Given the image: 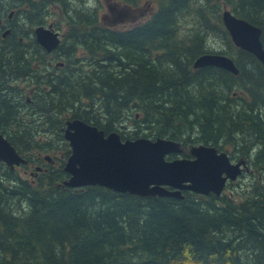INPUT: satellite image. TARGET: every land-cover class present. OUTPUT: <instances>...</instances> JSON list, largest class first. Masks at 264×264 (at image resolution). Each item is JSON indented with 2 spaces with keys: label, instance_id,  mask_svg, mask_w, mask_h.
Instances as JSON below:
<instances>
[{
  "label": "trees",
  "instance_id": "trees-1",
  "mask_svg": "<svg viewBox=\"0 0 264 264\" xmlns=\"http://www.w3.org/2000/svg\"><path fill=\"white\" fill-rule=\"evenodd\" d=\"M71 1L8 0L18 7L28 2L27 16L34 20L45 7L50 13L51 4L60 5L72 42L56 49L61 55L51 67L43 62L47 52L35 39L29 44L13 34L0 49L1 69L15 79L0 104V131L28 158L25 172L35 167L28 179L0 161V264H264V190L259 185L241 199L188 190L177 199L98 185L69 187L63 183L69 177L65 161L57 166L48 161L45 154L53 143L39 139L40 130L33 129L42 122L44 132L61 135L64 123L59 116L66 110L107 133L120 131L119 124L129 119L137 138L146 135L141 127L146 124L152 137L167 136L185 147L194 136L217 148L238 141L247 156L260 146L254 166L264 170V117L259 107L264 66L236 47L221 23L213 22L206 30H218L237 48L240 72L214 65L195 68L197 58L209 53L205 38L201 30L186 36L178 30L182 15L196 12L201 19L205 9L214 12L224 5L259 26L264 43V0H158L148 20L125 30L97 26V0L96 6L82 0L91 10L85 13L72 11ZM121 1L134 5L139 0ZM7 7L10 4L0 0V12ZM78 46L93 56L90 66L74 57ZM46 70L60 75L48 78ZM67 70L72 73L63 74ZM24 73L39 89L31 96L35 106L20 112L14 105L20 89L11 86L18 85ZM240 90L247 98L238 105ZM97 108L98 116L91 115ZM29 114L38 118L28 121ZM247 156L240 158L249 160Z\"/></svg>",
  "mask_w": 264,
  "mask_h": 264
},
{
  "label": "water",
  "instance_id": "water-1",
  "mask_svg": "<svg viewBox=\"0 0 264 264\" xmlns=\"http://www.w3.org/2000/svg\"><path fill=\"white\" fill-rule=\"evenodd\" d=\"M225 26L234 43L254 54L264 65L262 29L225 10ZM37 41L48 51L59 46L57 32L38 27ZM214 65L238 74L232 58L224 54H204L195 68ZM64 136L72 147L65 164L70 187L100 185L117 192L140 196L184 198L183 190L221 195L228 180H236L247 168L246 161H231L226 152L214 146L199 145L190 149L193 158L167 160L170 153H181V143L159 137L123 140L118 132L106 135L104 130L80 118L68 120ZM0 160L11 168L27 162L12 142L0 132ZM248 169V168H247Z\"/></svg>",
  "mask_w": 264,
  "mask_h": 264
},
{
  "label": "rangeland",
  "instance_id": "rangeland-1",
  "mask_svg": "<svg viewBox=\"0 0 264 264\" xmlns=\"http://www.w3.org/2000/svg\"><path fill=\"white\" fill-rule=\"evenodd\" d=\"M15 1L17 3H21L26 0H15ZM90 1L93 3L90 5L96 6L94 4L95 0H90ZM3 2L4 4H10V7H7L6 10H3L2 12H0V18H2L4 22L6 21L8 22L9 21L8 19L10 17L14 18L13 22L14 24L17 25L16 34H17L18 39L20 38H23V40L27 39V43L33 44L34 39L36 40L35 30L38 27L40 28L44 27L49 30L53 29V30L59 31L58 36L59 38L60 36H62V42H64L66 45H68V43L71 44L72 40H70V35L68 33L70 29L69 22L66 20L67 18L64 17L63 8L60 5L51 4L49 6L50 13H48L47 8L45 7L42 14L38 16L36 20H34L33 17L30 18L29 16H27L28 14L27 12H29L27 10L30 7V4L28 2H26V4H24V6H21V7H18V4L16 2L8 3V0H3ZM30 2L35 3V2H38V0H30ZM71 4H72L71 6L72 11L77 10L78 12H81V13L91 11L89 9V4L88 3L85 4L82 0L71 1ZM97 4L100 10V13L98 14V17H100V22L97 24V26H99V24L102 26H106L104 25V21L102 18V15H105L106 19H108L109 24H111L106 27H111V28H116L117 26L132 27V25L136 21L143 22V21H146V19H148L149 17H151V15L157 9L158 0H139L138 3L134 5L124 3L121 0H97ZM24 9H25V13H21V10H24ZM29 9L31 10V8ZM226 9L231 10V7L224 6V5H218L217 8L214 10V12L206 11L205 9V11H203L204 17L201 19L197 17L198 15H196V12H193V13L188 12V14H185L184 17L182 15L181 16L182 18L180 22L178 23V30H179L180 36H186L191 33L193 34L197 30H201L202 36L205 38L204 41H205L207 52L226 54L236 59L238 55L237 48L228 39H226L222 33H220L218 30H215V31L206 30L208 27H211L213 25V22L217 24L221 23L224 26L223 21H222V15ZM11 11H13V13ZM231 11L234 12L233 10ZM214 13H216L219 17L213 16ZM116 16H120V17H117L115 19L114 17ZM117 19H118V22L116 24H112L115 21H117ZM207 20H209L210 23H207ZM200 24L202 25V28L200 27ZM31 50H34L32 46H31ZM35 55L36 56L34 57H36L38 60H42V59H39L40 54H35ZM60 55L61 54L58 51L55 53L54 56H52V58L56 57L55 60L52 59L53 60L52 65H54V62ZM74 57L77 58L79 61V64L83 66L85 65L90 66L89 61H92L93 59V56L89 54V52L85 48L80 47V46H78V49L76 50L74 54ZM18 82H20V80ZM17 86H19L20 88H24V90L28 91L32 85H30L29 83L27 84L18 83ZM262 91L264 92V88H262ZM238 95L240 99L236 103L238 105H241L240 103L241 98H247V96L241 90L238 92ZM85 105L88 106L89 101H85ZM98 105H100V103ZM259 107L264 117V99L263 101L260 102ZM86 109L88 110V107L81 108L82 111H85ZM90 114L93 116H98V108H97V111L95 110L93 112L90 111ZM20 116L22 119L23 115L20 114ZM72 116H73V112L66 110L64 113H62L59 116V119L63 121L65 125L66 120L72 118ZM25 118H27L28 121H33L35 118H38V116L36 114L34 115L29 114ZM38 124L41 125L42 127L41 128H38V126L33 127V129L36 131L38 129L40 130L36 132V135H38V138L45 140V141L51 140L53 143V148H51L47 154L45 153L44 154L48 155L51 158L52 164H54L55 166L60 165L61 161L62 160L66 161L68 155L70 154V145L65 140L63 131L61 135H59L55 131H52L53 133L50 131L44 132V123L39 122ZM134 124L135 123L129 119L123 120L121 124H119L120 131L118 132L121 134V136L124 139L125 138H131V139L137 138L134 133V130H135ZM141 127L143 128L142 132L145 133L146 135H141L139 137H147L153 140L154 138H156L150 135L149 129L147 128L146 124H143ZM153 136H155V134ZM165 137L167 138V136ZM237 142L238 141L234 140L231 143L229 142L225 143L224 145H222V148H219L220 150L228 153L229 156L232 158L233 162H236L237 159H239L240 157H243L244 155L247 156V154L241 152L242 146L240 147L239 143ZM199 144H203V143L197 138V136H194L192 142H190L188 147L199 145ZM258 150H260V146L249 151V154L247 156V158H249V167H250L249 171L243 172V174L239 176V178H237L236 180H230L229 183L227 181L228 185L226 186L223 194H229L230 196H234L236 199L237 198L241 199V198L246 197L255 188L256 185H259L258 188L260 190H264V170H260L254 166L255 159L257 156L256 151ZM176 157H178L176 154L170 155V158L174 159ZM17 171L24 178L31 179L30 173L31 171L32 172L35 171V167L27 168L26 172L24 170V167H18Z\"/></svg>",
  "mask_w": 264,
  "mask_h": 264
},
{
  "label": "flooded vegetation",
  "instance_id": "flooded-vegetation-1",
  "mask_svg": "<svg viewBox=\"0 0 264 264\" xmlns=\"http://www.w3.org/2000/svg\"><path fill=\"white\" fill-rule=\"evenodd\" d=\"M112 9V8H111ZM144 15H146V14H144ZM117 17H120V16H116V17H114L115 19L117 18ZM103 21H104V24L105 25H111V24H109V22H108V19H106V16L104 15L103 17ZM108 18V17H107ZM119 19V18H118ZM118 19H117V21H115L114 23H112V24H116L117 22H118ZM9 21L7 22H4L3 21V19L2 18H0V32H1V34H0V49H1V47H3L2 46V43L4 42V41H6L9 37H11L13 34H16V29H17V25L16 24H14V22H13V20H14V18L13 17H10L9 19H8ZM99 20H100V18H99ZM123 21V20H122ZM141 23H143V22H138V21H136L133 25H139V24H141ZM132 25V26H133ZM121 27V26H120ZM17 35V34H16ZM19 41H23V38H20L19 39ZM41 46V45H40ZM42 47V46H41ZM43 48V47H42ZM47 53H45V59L43 60V62L44 63H46V66L47 67H51V66H53L52 64H53V60L52 59H54L55 60V58L56 57H54V58H52V56H54L55 55V53H56V50H53V51H46ZM58 64H60V65H62L61 63H58ZM54 67H58V68H60L61 70H65L66 68H65V65H63V66H58V65H55ZM68 71V72H67ZM66 72H63V74H69V73H72V70L71 71H69V70H67ZM5 73H6V71L5 70H3V69H1V66H0V104L3 102V99H4V96H5V93H7L6 92V89H7V85H8V83L9 82H11V81H13V80H15L13 77H12V75H11V73L9 72L8 74L10 75V76H8V75H5ZM43 75H45L46 77H48L49 78V76H51V77H56V76H58V75H60V72L59 71H57V72H55V74H53V72L52 71H49V70H46L44 73H43ZM31 78H32V76H29V73H24V76L23 77H19L17 80L19 81L20 80V82H19V84H24V83H28L29 82V84L30 85H32L30 88H29V90L28 91H26V90H24V88H20L19 86H17V85H15V84H12V86L11 87H16V88H19L20 90H19V94L20 95H18L17 94V96H19V98H18V101L14 104L15 106H16V109L18 110V111H20V112H24L26 109H28L29 107H33V106H35V99L33 100L32 98H31V96L32 95H34V92L36 91V90H38L39 89V85H37V84H35L33 81H31ZM11 92V91H10ZM30 93H31V95H30ZM23 101H25V103L26 104H24L23 103ZM3 104V103H2ZM30 105V106H29ZM243 159V158H242ZM249 161V160H248Z\"/></svg>",
  "mask_w": 264,
  "mask_h": 264
}]
</instances>
